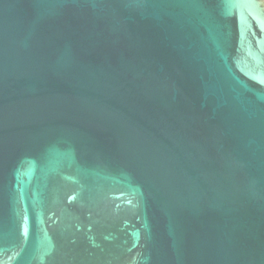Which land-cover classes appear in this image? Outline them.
I'll return each mask as SVG.
<instances>
[{
  "label": "water",
  "instance_id": "obj_1",
  "mask_svg": "<svg viewBox=\"0 0 264 264\" xmlns=\"http://www.w3.org/2000/svg\"><path fill=\"white\" fill-rule=\"evenodd\" d=\"M0 264H264V0H0Z\"/></svg>",
  "mask_w": 264,
  "mask_h": 264
}]
</instances>
